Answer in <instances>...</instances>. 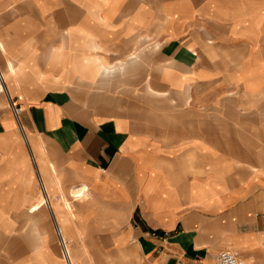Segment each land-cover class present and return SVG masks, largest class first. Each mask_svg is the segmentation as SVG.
<instances>
[{
	"label": "crops",
	"instance_id": "0c3cea01",
	"mask_svg": "<svg viewBox=\"0 0 264 264\" xmlns=\"http://www.w3.org/2000/svg\"><path fill=\"white\" fill-rule=\"evenodd\" d=\"M230 48L248 52L241 68ZM146 85L169 98L152 122L127 100ZM31 204L55 239L1 264L47 263L55 225L77 257L214 264L231 249L264 264V0H0V207Z\"/></svg>",
	"mask_w": 264,
	"mask_h": 264
},
{
	"label": "rangeland",
	"instance_id": "374dc122",
	"mask_svg": "<svg viewBox=\"0 0 264 264\" xmlns=\"http://www.w3.org/2000/svg\"><path fill=\"white\" fill-rule=\"evenodd\" d=\"M243 3V2H242ZM259 8H262L259 6ZM162 24H164V22L162 21ZM222 37V35H220L219 33H217L216 31L213 32H209L208 35H206V41L213 42V44H207L209 46H213L214 44L217 43V41L219 40V38ZM222 48V47H221ZM227 48V47H225ZM231 51L225 50L227 53H230L229 56L230 58L229 61L231 63V65L236 64V66H230V67H236V68H241L237 66V63L240 61L242 62L248 52L246 50H241V54L239 56H233L235 54V51H233L232 48H230ZM113 51L112 53L114 54V60L120 58V61L126 62L127 57L129 56L130 53L134 54L137 56V51H128L127 54L124 53L123 57H119L118 52ZM156 51L154 50H149L146 49L144 50V63H145V75L146 78L149 75V69H151V65L152 64V56L153 53H155ZM218 55L219 58H223V56H225L224 51L220 50L218 51ZM214 57H216V55L214 54ZM229 67V68H230ZM226 69V67H224ZM228 68V67H227ZM115 73H121L120 71H116ZM114 73V75L110 78H115L116 74ZM212 93V92H211ZM217 93H219V95H221L222 97H224L225 100L228 99H233V97L237 96L238 94V87H229V86H222L220 85L217 89V91H213V94L218 95ZM158 95L156 93H154L152 91V89L146 85L145 86V91H144V98L139 97V98H125L128 101H134V100H138L143 102V113H133V116L138 115L140 117H142L143 119L146 120V122H152V116L153 113L156 115V117H159L158 113L163 114V112H161L159 110V106L160 103L159 102H166L169 100V98H167L166 100L163 101H159L157 98H155V96ZM213 95V96H215ZM158 97V96H157ZM162 104V103H161ZM157 105V106H156ZM155 106V108H154ZM157 121V120H156ZM39 181V180H38ZM87 194V192H85ZM42 196L41 190L39 191V196L38 199L40 200ZM72 198V197H71ZM63 205H65L66 209H61V210H57V209H53L56 212V216L59 219H62L64 221L69 222V219H72V208L68 207V203L69 201L66 202V200L64 201L63 197ZM73 200V198L71 199ZM70 203V202H69ZM30 206L28 207V210L25 208H6V207H0V235H13V237L16 239L12 241H7V242H0V262H2L5 259H8L9 257H14L16 256L18 258V260H23L24 256L27 254L26 250L31 248V245H34L36 242L31 241L32 235L35 234H45L47 236H49V238H53L55 239V233H54V229L52 228V224H51V220H52V215H51V210H49V207L47 209L44 208L43 210L39 211L38 210H29ZM52 206H55V203H53ZM64 207V206H63ZM68 208V209H67ZM33 213V214H32ZM65 228L67 229V234H68V226L67 224L64 225ZM41 236H39L38 238L41 240L40 238ZM69 237V236H68ZM57 239V238H56ZM60 239L64 240V237H60ZM69 241V240H68ZM65 242V241H64ZM56 244V243H54ZM58 246L56 245L57 250L59 251V253L57 255H55V253H51V249L52 247H47V251L48 254L51 255V257H49L47 263L45 264H67L69 263L68 260L64 261L63 259V255H62V250L61 247H59L60 241L58 243ZM66 245V244H65ZM67 246V245H66ZM103 246V244H102ZM82 249H83V253L81 256L77 257L76 253L74 252V248H72L71 244L68 243V251L70 253V257L72 258V262L73 264H118L120 261V258H110V257H97V258H90V256L88 255V253L84 250V245H81ZM2 248V249H1ZM103 249H107V247H102ZM33 250H35V247H32ZM51 253V254H50ZM4 263V262H3ZM1 264V263H0Z\"/></svg>",
	"mask_w": 264,
	"mask_h": 264
},
{
	"label": "built area",
	"instance_id": "2783aa9c",
	"mask_svg": "<svg viewBox=\"0 0 264 264\" xmlns=\"http://www.w3.org/2000/svg\"><path fill=\"white\" fill-rule=\"evenodd\" d=\"M13 114L18 117L21 113L19 107L13 106L11 107ZM214 264H245L243 263L237 253L231 249H223L216 254L215 263Z\"/></svg>",
	"mask_w": 264,
	"mask_h": 264
},
{
	"label": "bare ground",
	"instance_id": "6f19581e",
	"mask_svg": "<svg viewBox=\"0 0 264 264\" xmlns=\"http://www.w3.org/2000/svg\"><path fill=\"white\" fill-rule=\"evenodd\" d=\"M39 178V177H38ZM39 180V184H40V187H41V189H42V191H41V193L42 194H44V191H43V185H42V181H41V179L39 178L38 179ZM85 187V186H84ZM80 188H82V187H80ZM84 191H85V189H79V190H74L73 191V197L76 199H82L84 196H85V194H84ZM45 197H46V195H44ZM52 209V208H51ZM56 224H58V223H56ZM55 229H56V232H57V235H58V237H59V239H60V232L58 231V227L55 225ZM63 237V236H62ZM60 247H61V250H62V255H63V259H64V261H66V260H68L69 261V263H67V264H73V262H72V258L70 257V253H69V251H68V248H67V246H65V244H64V242H63V240L62 239H60Z\"/></svg>",
	"mask_w": 264,
	"mask_h": 264
}]
</instances>
